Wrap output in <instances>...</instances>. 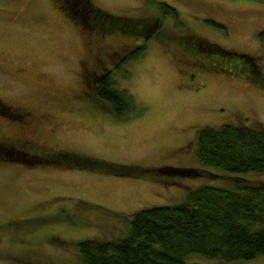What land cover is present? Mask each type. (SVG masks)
<instances>
[{
  "label": "rangeland",
  "instance_id": "374dc122",
  "mask_svg": "<svg viewBox=\"0 0 264 264\" xmlns=\"http://www.w3.org/2000/svg\"><path fill=\"white\" fill-rule=\"evenodd\" d=\"M89 1L120 15L157 12L148 0ZM163 1L177 9L180 26L169 15L158 27L147 20L139 26L149 33L142 41L143 35L87 34L54 0H0V264H77L78 239L123 233L126 220L105 208L129 214L176 203L187 189L224 184L229 175L264 180V172H227L195 158L201 125H264V79L258 84L230 68H201L186 33L254 54L264 78V48L256 38L264 0ZM206 18L223 23L225 32ZM140 43V56L110 71L141 109L119 117L94 96L88 75L110 69L119 52ZM23 107L48 112L53 121L29 127ZM24 149L39 156L18 155L20 161L15 152ZM179 167L196 174L173 171ZM207 261L260 264L264 254Z\"/></svg>",
  "mask_w": 264,
  "mask_h": 264
},
{
  "label": "trees",
  "instance_id": "16d2710c",
  "mask_svg": "<svg viewBox=\"0 0 264 264\" xmlns=\"http://www.w3.org/2000/svg\"><path fill=\"white\" fill-rule=\"evenodd\" d=\"M54 2L68 16L79 19L87 34L93 32L98 37L107 31L143 35V41L149 33L142 32L139 26L152 19V24L158 27L163 15H169L180 26L177 9L163 0H148L157 12L146 16L111 13L89 0ZM205 20L225 32L223 23L211 18ZM186 33L193 39L188 46L197 52L198 59L194 62L201 68L226 67L249 81L263 82L254 54L227 48L196 33ZM256 38L264 48V27L256 31ZM143 50L144 43L122 53L115 50L119 54L110 69L101 72L93 69L88 75L94 96L119 117L137 115L141 109L135 106L126 89L115 86L110 71L140 56ZM202 57L213 60L204 62ZM194 155L199 163L218 166L227 172H264V125L244 122L201 125L194 134ZM47 161L60 163L56 158ZM96 161L100 164V160ZM121 167L120 173H126L128 165ZM196 170L179 167L173 171L196 174ZM229 176L224 184L200 183L187 189L184 199L176 203L141 206L129 214L105 208L120 219L123 216L124 231L111 238L78 239L77 264H208L207 260L211 259L242 261L264 254V180Z\"/></svg>",
  "mask_w": 264,
  "mask_h": 264
},
{
  "label": "flooded vegetation",
  "instance_id": "af4514ba",
  "mask_svg": "<svg viewBox=\"0 0 264 264\" xmlns=\"http://www.w3.org/2000/svg\"><path fill=\"white\" fill-rule=\"evenodd\" d=\"M23 110L25 111V113H24V115H23V123L25 122L29 127H31V125H33L34 123H36L37 121L39 122V121H42L43 119L44 120H48L47 122H49V121H53L52 119H51V115L48 113V112H44V113H40V114H35V113H32L30 110H28V108L26 109L25 107H23ZM27 112V113H26ZM17 140L19 139V137L18 138H16ZM11 142H13L14 144H16V140H14V139H12L11 140ZM25 143H27V142H25L24 141V144ZM17 144H19V143H17ZM23 144V145H24ZM10 145H13L12 143L10 144ZM20 145V144H19ZM14 146V145H13ZM21 146V145H20ZM21 149H22V147H21ZM10 154V153H9ZM15 154H17V159H21L22 161H23V159L22 158H20V156H18V155H26L25 156V158L27 157V156H33V157H35V156H39V155H34V153H31V152H29L28 150H23V151H18L17 150V152H15ZM39 160H41V158L39 159Z\"/></svg>",
  "mask_w": 264,
  "mask_h": 264
}]
</instances>
